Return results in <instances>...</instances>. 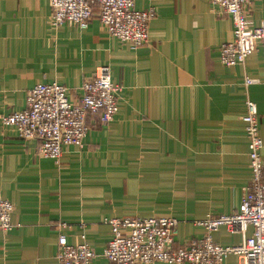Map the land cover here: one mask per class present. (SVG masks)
I'll use <instances>...</instances> for the list:
<instances>
[{"label":"crops","instance_id":"obj_1","mask_svg":"<svg viewBox=\"0 0 264 264\" xmlns=\"http://www.w3.org/2000/svg\"><path fill=\"white\" fill-rule=\"evenodd\" d=\"M134 6L155 14L148 42L132 49L108 33L97 7L82 29L69 20L52 25L49 0H0V193L14 206V226L0 230V264H57L60 233L72 243L85 240L97 253L93 264H116L102 255L112 216L170 215L179 220L175 243L201 236L194 220L237 209L250 179L241 118L247 100L257 109L264 163L259 46L243 63L223 64L219 47L233 37V23L211 0ZM246 16L252 24L264 21V0H252ZM102 65L123 84L118 110L105 124L88 115L81 147L63 145L57 160L42 156L37 138H21L1 121L24 107L40 81L55 80L77 98L83 80ZM251 232L221 227L213 240L236 244ZM241 262L230 254L218 264Z\"/></svg>","mask_w":264,"mask_h":264},{"label":"built area","instance_id":"obj_2","mask_svg":"<svg viewBox=\"0 0 264 264\" xmlns=\"http://www.w3.org/2000/svg\"><path fill=\"white\" fill-rule=\"evenodd\" d=\"M50 23L66 20L86 28L94 8L108 33L132 49L148 42V22L154 16L153 7L138 9L134 0H49ZM228 12L233 23V37L219 47L223 64L243 63L256 47L264 53V21L249 22L246 6L252 0H211ZM254 78L246 77L250 83ZM80 94L71 99L68 87L55 81H40L27 92L24 107L1 116L3 124L13 125L21 138H37V151L57 160L62 146L83 145L88 131L87 116L94 115L105 124L118 110L123 84L111 78L108 65L97 68L94 75L83 80ZM248 141L251 176L237 209L229 213L211 214L195 219L203 228L201 236L175 243L179 220L170 215L112 216L106 218L110 237L102 255L116 264H136L163 261L174 264H218L230 254L241 258V264H264V163L260 156L263 140L259 134L257 109L246 101L241 116ZM13 203L0 193V230H9ZM68 224L60 221L58 226ZM227 232H252L236 244L220 245L213 240L219 228ZM83 237V235H81ZM96 251L85 241L69 242L64 233L57 238V264H93Z\"/></svg>","mask_w":264,"mask_h":264}]
</instances>
